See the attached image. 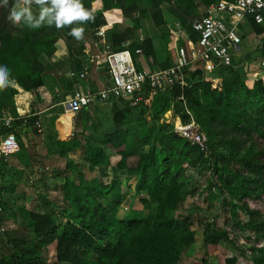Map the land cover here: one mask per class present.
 I'll list each match as a JSON object with an SVG mask.
<instances>
[{"label": "trees", "instance_id": "16d2710c", "mask_svg": "<svg viewBox=\"0 0 264 264\" xmlns=\"http://www.w3.org/2000/svg\"><path fill=\"white\" fill-rule=\"evenodd\" d=\"M81 1L93 16V19L85 22L94 29L120 18L119 12L112 9H124L123 16L128 17L138 5L137 0ZM205 1V5H208L218 0ZM15 3L17 0H8L7 4L1 6H13ZM149 3L154 24L159 26L162 24V14L158 0H149ZM31 5L39 7L34 0ZM99 8L102 12L94 15V11ZM252 28L257 34L263 31L259 26L252 25ZM69 31L68 25L57 28L54 23L42 24L38 28L14 24L0 12V64L7 66L9 81L15 82L20 88L18 99H25L27 96L21 88L31 92L45 86L44 76L41 74L45 68L41 58L53 54L59 38H65L70 51L73 36L68 34ZM125 33L126 35H114L113 43L119 46L121 42L129 40L128 32ZM186 37L195 41L197 34L188 28L181 37L183 42ZM58 45L59 42L56 43ZM128 48L132 53L140 48L144 56L150 59V64L158 65L149 38L142 41L135 39V42L129 43ZM72 56L73 68L79 69L85 57L82 58L80 53ZM170 64L164 62L158 66L165 68ZM217 69L227 72L220 89L212 88L210 81L205 79L208 75L196 69L190 76L189 85L182 90L166 93L171 100L179 95L184 96L195 124L207 138L208 153H202L183 138H170L163 128L158 131V150L144 152L141 146L146 144L148 133L142 126L139 127L141 138L128 151V132L123 129L112 132L103 140L111 154L102 146L83 147L76 138L57 142L58 148L64 150L82 147L84 160L92 168L106 166L135 177L134 191L137 195H144L140 198L145 211L143 216L116 218L111 212H114L121 199L122 186L117 183L111 187L105 186L97 178L87 179L83 174H78L77 182L67 180L62 186L63 200L70 207L64 214L65 223L52 231L56 220L54 216L49 213L27 214L25 226L33 236L42 239L51 232L49 239L39 240L30 247L25 237L19 234L17 238L8 240L12 251L7 254L9 259L0 252V264H43L39 250L47 244L55 253V264H178L184 249L194 241L193 230L172 216V211L186 194V186L179 178V173L187 165L202 163L212 172L221 193L225 195L224 204L230 216L236 219V226L241 230L251 229L256 238L264 240V210L250 206L251 202L260 201L264 192V84L262 80L243 78L241 74L245 75V72L242 66ZM68 85L66 94L72 91V83L68 82ZM0 90L7 92L9 98L17 94V90L9 85ZM114 103L117 102L112 104ZM119 104L129 107L124 102ZM2 109L0 107V111ZM167 109L168 106L163 105L161 113ZM175 111L181 113L183 121H188L187 114L180 109ZM121 113L116 112L113 116L116 124L126 121V115ZM7 114L14 116L16 113L13 109V114ZM36 119L37 116L27 119L24 127L34 124ZM13 124L22 125L20 121ZM12 129L3 128L0 135ZM20 154L25 155L24 152ZM21 161L26 164L29 162L27 159ZM233 162L242 164L245 170L236 168ZM237 210L247 215L245 222L240 220ZM103 234L104 239L101 238ZM222 239H228L227 231L206 223L203 232L206 252L214 254ZM82 249L91 253L90 258L80 255ZM251 250L252 264H264V248L254 246ZM224 262L235 264L236 257L225 258Z\"/></svg>", "mask_w": 264, "mask_h": 264}, {"label": "rangeland", "instance_id": "374dc122", "mask_svg": "<svg viewBox=\"0 0 264 264\" xmlns=\"http://www.w3.org/2000/svg\"><path fill=\"white\" fill-rule=\"evenodd\" d=\"M80 2L82 3L81 0ZM137 2V9L128 17L123 16L122 11L124 9H112V11L119 12L120 18L117 17L116 21L99 26L105 29V33L101 37L96 36L95 29L90 28L85 21H73L72 24H69L70 31L74 27H82L83 34L79 39L73 36L70 51L65 44V38L57 40L58 42H64L68 53L66 56L73 60L72 55L79 53L83 58L86 57L87 52L92 56L100 54L103 50L111 52L119 47L113 43L114 35L119 33L126 35L125 32H128L129 43L135 42V39L140 41L141 38H149L158 65L164 62L170 64L172 63V57L175 55L176 47L183 43L181 38H176L175 32H170L171 29L174 30V22L178 21L186 25L189 20L202 12L207 3L205 0H158V7L162 14V24L156 26L149 0H137ZM13 6L8 4L2 7L0 4V12L8 17V13ZM31 10L34 14H38L39 7L31 5ZM101 12L102 10L99 8L93 14L97 15ZM70 31L68 34H70ZM87 46H89V49H87ZM253 49L254 47L247 50L248 53L243 60V64L246 65L247 69L253 71L248 75L249 77L243 74L241 76L250 80H262L264 84V71L257 69L258 51L255 49L252 51ZM52 55L41 58L45 68V71L41 74L44 76L49 97L54 102L52 107L56 104L54 111L50 112L52 108L42 111L43 113L40 111V114L37 115L39 120H42L40 127L33 124L25 127L24 125H17L12 127V131L2 134L9 148L7 153L10 158L8 164L0 160V203L3 207L0 212V252L6 255L8 252H12L8 240L17 238L19 234L25 237L26 243L30 247L38 243L39 240L49 239L51 232L42 239L33 236L25 226L27 214L38 212L49 213L54 216L56 220L52 231L57 230L59 225L65 223L64 214L70 207L63 200L62 186L67 180L77 182L78 174H83L87 179L97 178L105 186L111 187L114 183L122 186L121 199L114 208V212L113 210L111 212L116 218H140L145 213L140 202V198L144 195H137L134 191L135 177L128 176L125 171H118L106 166L100 167V169L92 168L84 160L82 147L72 150L59 149L58 141L76 138L83 147L87 145L102 146L108 154H111L110 150L103 144V140L119 129L128 132L127 151L135 147L139 138H141L140 126L148 133L146 144L141 146L144 152L151 151V149L152 151L158 150V131L161 128L167 132L170 138H177L173 132L176 126L174 114L177 112L175 110L180 109V107L167 94L156 93L151 95L141 107H134L136 109L127 107L125 104L103 103L92 105L76 114H69L62 105L58 104L64 99L63 97L69 88L67 77L59 72L62 70L61 68L56 67L53 70L50 64L47 63ZM90 59L95 60L94 57ZM97 59H102V57ZM138 60L142 63H150V59H147L143 52L142 57ZM158 65L155 66L158 67ZM194 70L195 67L190 70V76ZM95 75L100 77L101 80L104 78L101 75ZM206 75L208 76H205V79L210 81L212 88L217 87L220 89L227 72L216 68L206 73ZM14 85L17 84L15 82L9 83L12 88H14ZM30 93L33 97L30 107H33V109L42 108L45 103H43V99H39L40 94L37 90L33 89ZM7 96V92H1L0 90V107L7 110L9 114H13V96L10 98ZM163 105H167L168 109L161 113ZM127 109L130 111H126ZM116 112H122L121 114L126 115V121L116 124L113 118ZM35 116L32 115L29 118ZM22 152L25 155H21ZM22 159H27L28 164L22 163ZM233 165L238 169L240 168L241 171L245 170L242 164L233 162ZM163 172L165 171L163 170ZM179 178L183 180L186 186V194L183 201L172 211V216L193 230L194 241L184 249L178 264H225L224 259L232 256L236 257L235 264H252L251 256L253 252L251 247L262 246L264 248V240L256 238V234L251 229L241 230L236 226V219L230 216L228 208L224 204L225 195L221 193L219 184L212 172L203 163L187 165L179 173ZM250 206L264 210V192L260 201L251 202ZM236 212L242 222L247 220L245 213L239 210ZM206 223L214 224L217 228H224L228 233V239H222L219 242L217 251L214 254L207 253L203 244V232ZM104 237L105 234L101 238L104 239ZM39 254L43 264H55V253L48 244L39 250ZM80 255L83 258H90L91 253L87 252L86 249H82ZM8 256H6L7 259H9Z\"/></svg>", "mask_w": 264, "mask_h": 264}, {"label": "built area", "instance_id": "2783aa9c", "mask_svg": "<svg viewBox=\"0 0 264 264\" xmlns=\"http://www.w3.org/2000/svg\"><path fill=\"white\" fill-rule=\"evenodd\" d=\"M252 25L261 27L263 31L257 34ZM188 28L197 34L196 40L192 41L186 37L184 42L176 47L172 63L165 68L139 62L142 50L136 48L132 53L128 48L129 40L121 42L118 50H103L95 56L87 52L79 69L72 68L64 72L72 82V91L65 94L58 104L69 114H76L92 105L103 103L124 102L129 107H138L147 95L166 94L176 89L182 90L189 85V72L193 67L195 70L209 73L218 67L242 66L246 77H249L253 70L247 69L243 64L248 52L243 49V43L247 42L249 35L253 36L254 41L248 42L255 45L259 55L256 61L257 69L264 71V0L212 2L205 5L202 12L186 25L174 22V30L171 29L170 32H175L176 38L180 39ZM95 32L96 36L101 37L105 29L98 27ZM142 40L141 38L140 41ZM92 57L95 60L90 59ZM98 57L102 59L98 60ZM92 69L96 74L103 76V80L98 77V80L94 81L91 78ZM175 101L180 110L188 115V121L182 120L180 112L175 113L179 123L175 124L174 135L187 140L202 153H208L207 138L195 124L186 99L179 95ZM18 104L20 103H17L14 95L13 108L16 114L10 116L6 110L0 111L1 128H12L15 121L25 125L30 116L40 114L21 111ZM33 125L40 127V120L36 119ZM3 136L0 135V154L2 160L8 163L9 148Z\"/></svg>", "mask_w": 264, "mask_h": 264}, {"label": "clouds", "instance_id": "9594fccd", "mask_svg": "<svg viewBox=\"0 0 264 264\" xmlns=\"http://www.w3.org/2000/svg\"><path fill=\"white\" fill-rule=\"evenodd\" d=\"M39 6L38 14L31 10V0H17L10 9L8 19L14 24H23L31 28H38L43 23L55 24L57 28L72 24L73 21H87L93 19L92 13L86 10L80 0H34ZM8 0H0V4H7ZM70 34L77 39L83 34L82 27H74ZM9 70L6 65L0 64V88L10 83Z\"/></svg>", "mask_w": 264, "mask_h": 264}, {"label": "crops", "instance_id": "0c3cea01", "mask_svg": "<svg viewBox=\"0 0 264 264\" xmlns=\"http://www.w3.org/2000/svg\"><path fill=\"white\" fill-rule=\"evenodd\" d=\"M247 38H248V40H247V42H244L243 43V49L244 50H246V52H247V50L249 49V50H251L252 49V47H254V49L256 50V47H255V45H253L252 43H249L248 41H254V39H253V36L252 35H249V36H247ZM58 42V41H57ZM55 47H56V50H55V52L53 53V55H52V57L49 59V60H47V63H49L50 64V66L53 68V70H54V68L56 69V67H58V69H62L61 71H59V72H61V73H63V75H64V71H66V70H68V69H72L73 67H74V64H73V60H71L70 58H69V56L67 57L66 55H68V53H67V49H66V47H65V45H64V42L63 41H59V46H58V48H57V46H56V44H55ZM87 49H89V46H87ZM254 49L252 50V51H254ZM248 53V52H247ZM86 55V54H85ZM69 58V59H68ZM94 63L92 62V65H93ZM245 65V64H244ZM94 66V65H93ZM58 72V73H59ZM52 73V72H51ZM57 73V72H56ZM91 73H92V75H91V78L94 80V81H96V80H98V76H96L95 74V72H94V70L92 69V71H91ZM67 79V78H66ZM67 81L68 82H71L70 80H68L67 79ZM72 83V82H71ZM16 90H17V92H18V94L17 95H19L20 94V88H18L17 87V85H14L13 86ZM72 87V86H71ZM22 91H23V89H21ZM23 92H25V91H23ZM37 92L40 94V96H38L39 97V99L40 100H42L43 99V103H45L44 104V106L42 107V108H40V109H33V107H30V104H31V102H32V99H33V97H32V94L30 93V92H25L26 94H27V96H26V98L25 99H22V100H19L18 98H17V95H15V98H16V100H17V103H20V104H18V106H19V108H20V110L22 111H24V112H26V111H28V112H30V113H35V112H44L45 110H47V109H49V108H52L51 109V111L50 112H53L54 111V108L56 107V104H54L53 105V107H52V103H54V102H52V100L50 99V97H49V91H48V89H47V87L46 86H42V87H39L38 89H37ZM26 102V103H25ZM14 109V108H13ZM42 112V113H43ZM39 119V118H38ZM40 122H41V124H42V120L40 119ZM39 129V128H38ZM40 130V129H39ZM0 160L1 161H3L2 160V158H0ZM4 162V161H3ZM4 163H6V162H4ZM9 163V162H8ZM8 163H6V164H8ZM97 169H100V167H96ZM35 213H38V212H35Z\"/></svg>", "mask_w": 264, "mask_h": 264}, {"label": "bare ground", "instance_id": "6f19581e", "mask_svg": "<svg viewBox=\"0 0 264 264\" xmlns=\"http://www.w3.org/2000/svg\"><path fill=\"white\" fill-rule=\"evenodd\" d=\"M19 100H22V99H19ZM26 103V102H25ZM179 123V120H178V118H176V120H175V124L177 125Z\"/></svg>", "mask_w": 264, "mask_h": 264}]
</instances>
